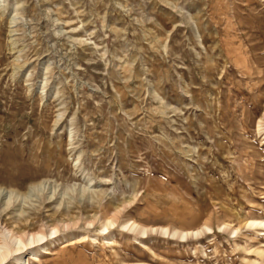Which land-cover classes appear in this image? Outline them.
<instances>
[{
  "label": "rangeland",
  "instance_id": "1",
  "mask_svg": "<svg viewBox=\"0 0 264 264\" xmlns=\"http://www.w3.org/2000/svg\"><path fill=\"white\" fill-rule=\"evenodd\" d=\"M0 193L27 264H264V0H0Z\"/></svg>",
  "mask_w": 264,
  "mask_h": 264
},
{
  "label": "bare ground",
  "instance_id": "2",
  "mask_svg": "<svg viewBox=\"0 0 264 264\" xmlns=\"http://www.w3.org/2000/svg\"><path fill=\"white\" fill-rule=\"evenodd\" d=\"M3 194V193H2ZM1 195V193H0ZM9 203V202H8ZM6 203V204H8ZM11 203V202H10ZM9 207V205H8ZM6 208V207H5ZM4 211V210H3ZM2 215V214H1ZM1 217V216H0ZM3 217V216H2ZM1 217V218H2ZM8 223V222H7ZM130 224V223H129ZM135 224V223H134ZM253 225H259V226H263L264 227V221H254L252 223ZM132 226V225H131ZM129 227V225L127 226ZM134 228H138L140 229V226L134 225ZM147 229V228H146ZM144 229L143 227V232L146 233L147 230ZM167 229V228H166ZM154 232V229H152ZM162 230V229H160ZM168 230V229H167ZM167 230H165L167 232ZM210 230V229H209ZM163 232V231H162ZM25 233V232H24ZM56 233V232H55ZM141 233V232H140ZM143 234V233H142ZM176 234H180L181 237L183 238H187V233L184 232H179V231H175L174 235ZM195 234V233H194ZM146 235V234H144ZM168 235V233H167ZM189 235V234H188ZM198 235V234H197ZM264 235V234H263ZM31 238H29V240H23L22 237L16 236L15 232H13L10 229H6L2 235L1 238L2 239L0 242L2 243L0 245V264H7L8 261L10 260V257L12 259H14L16 262L15 264H27L28 263V258H24L23 256V251L24 248H26L28 245H32L35 244L36 242H40L41 239H43V235H32L30 236ZM29 257L31 259H38L36 257L35 254H30ZM124 264H148V263H144V262H140V263H124Z\"/></svg>",
  "mask_w": 264,
  "mask_h": 264
}]
</instances>
